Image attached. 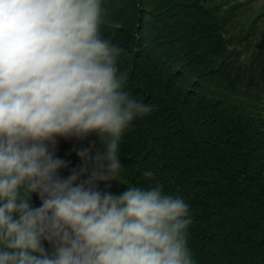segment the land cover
Segmentation results:
<instances>
[{
    "label": "clouds",
    "instance_id": "9594fccd",
    "mask_svg": "<svg viewBox=\"0 0 264 264\" xmlns=\"http://www.w3.org/2000/svg\"><path fill=\"white\" fill-rule=\"evenodd\" d=\"M105 15L104 0H0V264H194L182 198L98 187L126 183L119 140L154 108L126 90ZM92 134L106 154L87 180L86 167L61 179L50 146Z\"/></svg>",
    "mask_w": 264,
    "mask_h": 264
},
{
    "label": "trees",
    "instance_id": "16d2710c",
    "mask_svg": "<svg viewBox=\"0 0 264 264\" xmlns=\"http://www.w3.org/2000/svg\"><path fill=\"white\" fill-rule=\"evenodd\" d=\"M257 2L104 0L101 35L123 50L126 90L154 108L119 140L126 183L98 187L119 195L127 186H160L182 198L194 264H264V2ZM50 151L66 164L61 179L86 167L82 182L106 146L95 134L57 137ZM31 202L39 207L38 195Z\"/></svg>",
    "mask_w": 264,
    "mask_h": 264
},
{
    "label": "rangeland",
    "instance_id": "374dc122",
    "mask_svg": "<svg viewBox=\"0 0 264 264\" xmlns=\"http://www.w3.org/2000/svg\"><path fill=\"white\" fill-rule=\"evenodd\" d=\"M262 2H264V0H260V2L255 3V8H258Z\"/></svg>",
    "mask_w": 264,
    "mask_h": 264
}]
</instances>
